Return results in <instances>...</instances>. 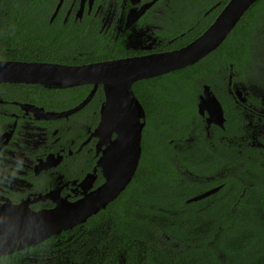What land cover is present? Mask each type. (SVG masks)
I'll list each match as a JSON object with an SVG mask.
<instances>
[{"label": "flooded vegetation", "instance_id": "obj_1", "mask_svg": "<svg viewBox=\"0 0 264 264\" xmlns=\"http://www.w3.org/2000/svg\"><path fill=\"white\" fill-rule=\"evenodd\" d=\"M1 1L6 14H0V28L5 29L0 31V62L79 68L181 49L211 26L230 0ZM248 10L225 39L197 61L216 66L195 81L190 100L196 109L192 122L186 124L185 143L172 137L168 144L173 150L195 148L205 155L202 140L216 136L218 183L188 200L215 187L220 190L226 175L232 173L233 189L239 190L235 194L239 213L245 207L251 211L264 189V0H257ZM8 26L13 29L7 30ZM150 84L145 89L148 105L150 110L154 105V117L161 118L166 109L156 99L158 87ZM206 86L221 107L217 121L208 106L203 113L199 111ZM137 97L146 113L143 154L147 135L154 140L162 132L149 126L146 104ZM184 98L180 97L179 104ZM105 100L103 83L59 86L0 80V227H4L0 228V246L14 248L5 254L0 248V264L138 263L125 257L127 240L112 238L105 229L112 223V204L127 193L136 173L114 200L85 221L46 237L43 229L52 226L51 214L87 211L107 181L101 158L116 134L108 141L97 134ZM175 155L172 161L185 167L184 159ZM206 161L200 159L202 165ZM179 171L193 180L188 168ZM6 229L10 231L5 233Z\"/></svg>", "mask_w": 264, "mask_h": 264}, {"label": "trees", "instance_id": "obj_2", "mask_svg": "<svg viewBox=\"0 0 264 264\" xmlns=\"http://www.w3.org/2000/svg\"><path fill=\"white\" fill-rule=\"evenodd\" d=\"M4 8L0 0V14H6ZM251 10L245 13L243 21ZM2 24L0 21V27ZM213 63L199 61L133 86L146 104L149 126L162 133L154 140L147 135L137 172L127 193L112 204V223L109 229L105 227L112 238L127 240L128 261L136 262L141 249L143 264H264V189L251 211L245 207L239 213L235 205L239 190L233 189V174L229 173L223 188L208 199L188 202L190 196L218 183L217 137L202 140L205 155L195 148L178 151L168 145L172 137L175 142L185 143L182 138L187 136L186 124L192 122V110L196 107L188 103V94L184 92L190 82L194 85L205 70L216 66ZM150 83L158 87L156 99L166 109L161 118L154 117L155 107L150 110L148 105L149 93L145 89L151 87ZM182 96L185 98L179 104ZM172 97L175 102L170 100ZM173 155L184 159L185 167L175 164ZM200 159L207 161L202 165ZM179 168L192 171L193 180ZM97 223L99 226L100 221Z\"/></svg>", "mask_w": 264, "mask_h": 264}, {"label": "water", "instance_id": "obj_3", "mask_svg": "<svg viewBox=\"0 0 264 264\" xmlns=\"http://www.w3.org/2000/svg\"><path fill=\"white\" fill-rule=\"evenodd\" d=\"M256 1L230 0L206 31L187 46L173 52L103 61L79 68L57 64H41L37 67L33 64L25 65L26 63L0 62V80L39 81L47 84L57 83L59 86L85 82L103 83L104 85L106 100L101 109L97 134L105 141L111 140L113 134H116L101 158L107 181L97 192L99 196L96 197V203L88 206L87 211L74 213L65 211L59 216L51 214L50 223L54 222L52 226L43 228L45 237L85 221L89 215L106 207L107 203L114 200L132 180L142 157V136L146 122L145 109L133 90V84L141 79L184 68L200 60L225 39L243 14ZM94 92L95 89L78 108L82 107ZM206 106L209 107L211 118L217 121L216 119L222 114L221 107L216 95L208 86L205 87L204 95L198 106L200 113H203ZM218 188H212L188 201L201 199L217 191ZM80 208L83 209L85 206L81 205ZM8 230L10 231V229L3 231L7 233ZM0 239L3 240V237L1 236ZM10 246L11 244H5L4 248L0 246L1 253L12 252L14 248Z\"/></svg>", "mask_w": 264, "mask_h": 264}, {"label": "rangeland", "instance_id": "obj_4", "mask_svg": "<svg viewBox=\"0 0 264 264\" xmlns=\"http://www.w3.org/2000/svg\"><path fill=\"white\" fill-rule=\"evenodd\" d=\"M194 86H195V84L193 85L191 82L187 85V88L188 89H186V91L184 92L185 94H190V93H192V89L194 88ZM195 89V88H194ZM190 92V93H189ZM190 97H191V95H189L188 96V100H190ZM192 100V99H191ZM189 101V103L190 104H193V102L192 101ZM142 256H143V253H142V250L140 249V251H139V253H138V255H137V257H138V259H137V261H138V263L137 264H143V262H142ZM125 257H126V255H125ZM123 264H126V262H124Z\"/></svg>", "mask_w": 264, "mask_h": 264}]
</instances>
